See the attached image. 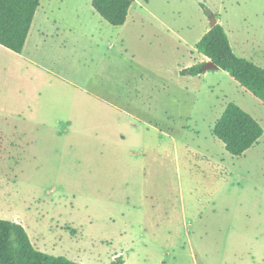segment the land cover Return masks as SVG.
<instances>
[{
	"label": "rangeland",
	"instance_id": "obj_1",
	"mask_svg": "<svg viewBox=\"0 0 264 264\" xmlns=\"http://www.w3.org/2000/svg\"><path fill=\"white\" fill-rule=\"evenodd\" d=\"M50 1L24 55L0 47V220L81 264H264V137L233 157L213 134L229 103L264 129V104L181 74L213 19L264 69V0H134L119 28Z\"/></svg>",
	"mask_w": 264,
	"mask_h": 264
},
{
	"label": "trees",
	"instance_id": "obj_2",
	"mask_svg": "<svg viewBox=\"0 0 264 264\" xmlns=\"http://www.w3.org/2000/svg\"><path fill=\"white\" fill-rule=\"evenodd\" d=\"M149 3L150 0H142ZM134 0H92L95 11L111 26L123 27ZM41 0H0V46L8 52L21 54L29 37ZM196 49L220 71L230 75L241 87L264 104V69L238 57L229 37L220 24L211 27L197 43ZM199 64L181 72L183 76L206 73ZM214 136L233 157H242L264 135L262 125L234 103H229L217 121ZM0 264H81L66 257H56L37 250L25 228L11 221L0 220ZM111 264H124L122 257Z\"/></svg>",
	"mask_w": 264,
	"mask_h": 264
},
{
	"label": "crops",
	"instance_id": "obj_3",
	"mask_svg": "<svg viewBox=\"0 0 264 264\" xmlns=\"http://www.w3.org/2000/svg\"><path fill=\"white\" fill-rule=\"evenodd\" d=\"M50 0H46V1H44V5H43V0H41V5H40V8H39V10L37 11V14H36V16H35V19H34V22H33V25H32V28H31V31H30V34H29V37H28V39H27V42H26V44H25V47H24V50H23V52L21 53V54H17V55H24L27 51H28V47H29V44H30V37H34L35 38V41H36V37L38 36V35H40V32H41V28H42V23L40 22V20H41V18L42 17H40L39 18V13L40 14H42V16H44L45 18L48 16V8L50 7ZM92 8H93V6H92ZM94 9V8H93ZM94 11H95V9H94ZM96 12V11H95ZM96 14L101 18V19H103L97 12H96ZM47 20H50L49 18H47ZM104 20V19H103ZM128 20H129V16H128ZM127 20V22L129 23V21ZM105 21V20H104ZM105 22H107V21H105ZM126 22V23H127ZM37 23V24H36ZM108 23V22H107ZM109 24V23H108ZM110 25V24H109ZM126 25V24H125ZM124 25V26H125ZM123 26V27H124ZM113 27V26H112ZM115 28H119V27H115ZM93 32H95V30H92ZM34 38H33V41H34ZM35 41H34V43H35ZM1 47V46H0ZM3 48V47H2ZM4 49V48H3ZM6 50V49H5ZM7 51V50H6ZM11 53V52H10ZM14 54V53H13ZM208 62H209V60H208ZM207 62V63H208ZM196 66V65H195ZM185 70V69H184ZM213 71V70H212ZM220 71V70H219ZM211 71H206V73L205 74H203V75H200V76H197V77H206L209 73H210ZM186 76H189V75H186ZM190 77H194V76H190ZM248 113V112H247ZM252 116V115H251ZM257 120V119H256ZM258 121V120H257ZM259 122V121H258ZM260 123V122H259ZM263 137H264V135H263ZM262 137V138H263ZM261 138V139H262ZM260 139V140H261ZM260 140H259V142H260ZM258 142V144L257 145H255L254 147H256V146H260L261 145V142L259 143ZM253 147V148H254ZM252 148V149H253ZM250 151V150H249Z\"/></svg>",
	"mask_w": 264,
	"mask_h": 264
},
{
	"label": "water",
	"instance_id": "obj_4",
	"mask_svg": "<svg viewBox=\"0 0 264 264\" xmlns=\"http://www.w3.org/2000/svg\"><path fill=\"white\" fill-rule=\"evenodd\" d=\"M217 25V21H215L214 19L212 20V24L211 27H215ZM204 70L205 71H212V70H219L218 67L212 63V62H208L205 66H204Z\"/></svg>",
	"mask_w": 264,
	"mask_h": 264
}]
</instances>
